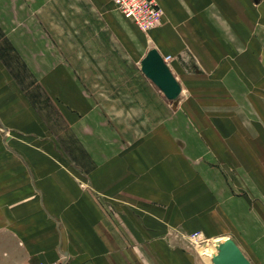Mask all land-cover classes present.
Segmentation results:
<instances>
[{"label": "rangeland", "instance_id": "1", "mask_svg": "<svg viewBox=\"0 0 264 264\" xmlns=\"http://www.w3.org/2000/svg\"><path fill=\"white\" fill-rule=\"evenodd\" d=\"M102 1L108 6L101 13L87 0L77 1L76 31L81 38L76 43L75 61L81 68L90 66L77 75L91 96L130 94L131 102L125 101L118 106L124 107L123 129L130 131L129 141L148 139L147 131L164 132L163 137L151 136V146L155 150L151 154L159 161V168L164 167L155 170L156 180L163 183L164 190H158V185L154 190L163 195L154 202L156 207L152 213L148 201H105L101 198L99 184H89L81 174L71 172L72 168L43 167L46 159L57 165V162L68 160L65 154L54 153L52 160L51 155H42L41 151L36 154L34 149L41 147L36 148L31 133L0 119V230L10 226L9 218H5L8 210L18 211L23 202L29 203V209L38 203L48 217L40 218L42 232H29L26 242L21 237L23 248H27L26 264H72L77 257L74 252L81 254L78 257L83 262L81 251L84 250L79 248L77 241L83 238L77 237L79 233L73 230L66 215L51 216L53 204L60 205V212L67 214V210L83 203L67 193L66 200H61L53 185L48 183L54 181V186L59 188L58 180L67 176L71 177L74 187L90 195L99 213L109 222L118 224L120 231L127 229V219L138 221L142 229L148 228L152 220L159 222L160 218L168 221L167 225L163 220L159 224L164 225L166 231L171 230L168 240L188 247L187 251L198 257L206 258L201 251L204 247L207 249L204 252L213 260L218 251L215 240L231 238L253 264H264V0H235V3L231 0L219 8L211 0H205L207 4L200 3L199 9L189 8V16L201 19L195 35L201 36L202 56L195 57L193 52L185 50L163 57L169 66L174 60L179 62L185 73L177 72V75L183 82L185 75L201 77L197 81L192 78L193 85H187L185 92L173 100L141 71L149 50L155 48L151 43V30L142 31L127 19L114 0ZM154 1L163 12L159 29L165 18L164 3H176L179 7L184 0ZM101 33H105L106 38L100 47ZM106 33L111 34L112 41ZM88 36L95 39L86 47L85 44L90 43L85 40ZM103 48L121 51L123 67L134 64L140 68H125L118 74L121 76L118 85L113 82L114 74L108 71L103 83L100 73L90 72L96 68L94 66L106 64L101 53ZM111 107L116 110L115 105ZM92 143L97 150L109 149L111 144L102 143L99 137ZM159 146L164 147L162 156ZM70 155L73 159L83 160L84 157L75 150ZM38 181H44L43 188L37 185ZM48 194L54 195L53 201L45 199ZM116 205L133 209L136 216L121 217ZM148 212L151 215L144 217ZM171 212L175 214L172 222ZM34 222L35 218L31 223ZM194 234L201 236L200 240L194 239ZM145 236L141 238H147ZM214 241L216 253L210 248ZM4 244L7 246L6 242ZM2 259L3 252H0V263Z\"/></svg>", "mask_w": 264, "mask_h": 264}, {"label": "crops", "instance_id": "2", "mask_svg": "<svg viewBox=\"0 0 264 264\" xmlns=\"http://www.w3.org/2000/svg\"><path fill=\"white\" fill-rule=\"evenodd\" d=\"M77 1L0 0V119L9 122L12 127L19 125L21 130L31 133L36 148L41 147L38 148L39 150L34 149L36 154H40L41 151L42 155L43 153L49 157L51 155L52 160L53 154L59 152L68 158L64 162H57L58 165L55 161L46 159L42 163L44 168L53 167L59 170L72 168L71 172L81 174L89 184H99L103 200L148 201L147 205L151 207L152 213L156 207L154 202L163 195L156 193L157 190L154 189L158 185V190L161 192L164 190L161 187L163 183L156 180L155 170L164 167L159 168V161H155V157L151 154L155 152L154 146H151V136L163 137L165 134L147 131L148 134L145 133V136L148 139L129 141L130 131L123 129L126 115L123 111L124 107L118 106L124 105L125 101L131 102L130 94L121 92L120 95L108 97L102 95L97 98L86 92L77 74L85 72L84 69L90 66L81 68L75 61L76 43L80 37L77 36L76 31L79 20L76 15ZM184 1H180L179 7L176 3L172 5L169 4L170 2H165L163 25L159 29L157 27L151 30V43L162 56H175L185 50L193 52L195 57L202 56L201 36L195 35L201 19H195L188 13L190 14V9L192 11L196 9L195 7L199 9L202 2L207 4L208 0L207 2ZM230 1L211 0L217 8L221 4L222 6L225 3L229 4ZM87 2L100 13L108 6V3L102 0H87ZM233 2L235 3V0ZM204 20L205 24L206 20ZM106 35L112 41L111 34L106 33ZM115 36L118 39V35ZM99 37H101L99 45L101 47L106 38L105 33H101ZM94 39L88 36L85 40L90 43L87 42L86 47H89ZM116 48L101 49L104 51L101 53L106 64L94 66L96 68L90 71L100 73L103 83L106 82L105 74L109 71L114 74L113 82L118 85V78L121 80L118 74H122L126 68L121 65L120 59L123 54ZM86 51L89 53L90 50L86 48ZM171 66L169 67L172 73L182 84L181 93L185 92L187 85H193L192 80L197 81L201 77L185 75L183 82L177 75V72H184L182 66L177 60L172 61ZM134 67L140 68L133 64L126 69L132 70ZM122 84L120 83L121 86ZM133 92L131 95H134ZM114 105L116 110L111 107ZM128 115L131 116V113ZM96 137H99L102 143L110 142V148L95 149L92 142H95ZM76 145L80 146L79 151L77 148L71 149ZM158 148L162 156L164 147ZM74 150L84 155L83 160L75 157L73 159L70 154ZM30 153L33 151L31 150ZM108 153L110 155H107ZM139 170L142 174H139ZM61 179L62 181L58 180L59 188L54 186V181H48L53 185L59 198L66 200L65 195L71 194L72 198L76 196L78 200L83 201L79 207L67 210V214L60 212V205L53 204L50 209L53 217L66 215L73 230L80 234L77 233V237L83 238L77 241L79 248L84 250L81 251L84 260L80 262L82 260H79L78 256L81 254L74 252L77 257L75 256L72 264H212V257L208 252H204L206 248H201L206 258L198 257L190 250L187 251L188 247L177 246L172 239L168 240L171 230L166 231L164 227L167 225V220L160 218L159 222L152 220L148 228L141 229L138 221L127 219L125 222L128 224L127 229L120 231L118 224L109 222L101 212H98L99 210L95 209L87 192L73 186L71 177L63 176ZM38 183L37 185L43 188L44 181ZM65 189L67 192L64 191ZM53 197L54 195L48 194L45 199L49 198L53 201ZM41 200L43 201V198ZM28 207L29 203L23 202L19 204L18 211L7 209L9 214L5 215V218H9L7 223L10 226L0 230V252H3L4 257L0 264H26L25 249L27 248H23L25 245L21 242L22 238L26 242L29 232H42L43 221L40 218L45 216L43 209L38 203L33 207L31 205L30 209ZM117 212L121 217H128L129 214L131 217L136 216L135 211L129 208L123 209L117 206ZM98 213L99 222L96 220ZM151 213L143 215L148 217ZM172 215L175 214L171 212L170 222L173 221ZM33 218L35 222L31 223ZM160 220H163V226L159 225ZM144 234L147 238H141ZM215 241L219 242V240ZM215 241L211 249L216 248ZM5 247L10 251L8 252Z\"/></svg>", "mask_w": 264, "mask_h": 264}, {"label": "water", "instance_id": "3", "mask_svg": "<svg viewBox=\"0 0 264 264\" xmlns=\"http://www.w3.org/2000/svg\"><path fill=\"white\" fill-rule=\"evenodd\" d=\"M143 73L170 99H176L182 92V87L162 54L157 48L149 50L142 63ZM214 264H253L243 253L238 244L231 238L219 244Z\"/></svg>", "mask_w": 264, "mask_h": 264}, {"label": "built area", "instance_id": "4", "mask_svg": "<svg viewBox=\"0 0 264 264\" xmlns=\"http://www.w3.org/2000/svg\"><path fill=\"white\" fill-rule=\"evenodd\" d=\"M118 10L142 31L148 32L157 28L162 21V9L154 0H114ZM201 237V236H200ZM198 234H194V239H199ZM38 264H55L50 262H40Z\"/></svg>", "mask_w": 264, "mask_h": 264}, {"label": "bare ground", "instance_id": "5", "mask_svg": "<svg viewBox=\"0 0 264 264\" xmlns=\"http://www.w3.org/2000/svg\"><path fill=\"white\" fill-rule=\"evenodd\" d=\"M223 241H225V240H223ZM223 241L216 242L217 250H218V248H219V244H220L221 242H223Z\"/></svg>", "mask_w": 264, "mask_h": 264}]
</instances>
